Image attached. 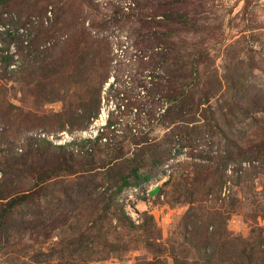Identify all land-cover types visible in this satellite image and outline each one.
Listing matches in <instances>:
<instances>
[{
  "label": "rangeland",
  "instance_id": "rangeland-1",
  "mask_svg": "<svg viewBox=\"0 0 264 264\" xmlns=\"http://www.w3.org/2000/svg\"><path fill=\"white\" fill-rule=\"evenodd\" d=\"M163 1L168 2L10 0L8 7H1L8 8L14 19L36 14L24 37L0 42V59L2 54L11 57L6 73L0 65L1 156L20 155L31 138L64 146L104 134L105 158L120 151L122 158L107 168L93 165L68 178V194L75 196L81 186L92 191V201L85 205L91 209L96 206L92 187L99 185L110 195L132 166L152 174L147 182L118 195L109 222L101 223L109 234L107 240L119 250L85 258L87 264H174L173 249L190 264H204L191 234L193 221L200 227L212 224L210 230L222 236L220 248L225 254L231 252L229 240L234 239L250 244L246 249L254 247L264 264V0L188 1L197 12L198 30L185 41L179 38L176 48L186 42L188 50L194 46L209 52L198 71L193 98L176 108L165 103L163 81L149 95L139 87L149 76L145 66L162 52L150 46L152 38L128 17L129 8H137L138 2L152 12V4ZM8 29L0 26L2 32ZM87 34L103 42L104 61L109 65L107 79L93 89L87 77L92 75L96 83L104 69L92 67L89 59L83 61L89 56ZM78 61L82 62L79 68ZM94 96L98 110L88 129L71 130L69 106L86 104ZM167 109L185 120L164 121L161 115ZM109 120L114 126L108 130ZM141 129L139 136L145 141L137 144L134 136ZM174 143L179 153L170 150ZM44 156L45 166L57 164L55 153ZM13 174L8 178L13 180L11 189L28 190L32 183L19 185ZM3 179L0 170V183ZM53 181L57 179L40 185L42 195H48L46 201L35 208L21 206L20 213L9 220L11 236L5 241L9 246L0 250V264H37V251L62 249L65 236L60 229L48 228V218L59 208L71 211L73 206L68 199L62 198L65 205L53 199L61 190L46 187ZM85 191L79 193L80 200L88 199ZM121 216L127 223L121 224ZM91 247L102 249L99 242ZM227 258L217 264H232ZM59 263L54 258L43 264Z\"/></svg>",
  "mask_w": 264,
  "mask_h": 264
},
{
  "label": "trees",
  "instance_id": "trees-1",
  "mask_svg": "<svg viewBox=\"0 0 264 264\" xmlns=\"http://www.w3.org/2000/svg\"><path fill=\"white\" fill-rule=\"evenodd\" d=\"M9 1L0 0V26L9 27L8 30L0 31V42L4 43L24 37L26 35L25 32L34 25L33 17L36 15L34 12H29L24 17L20 16L14 19L11 11L6 12L8 8H1L3 6L8 7ZM188 1L186 3H179L177 0L158 2L152 4V12H146L150 11L149 8H140V2L137 3V8H129L128 17L135 19L140 28L146 32V35L152 38L153 44H150V46L162 52L159 59L148 62L149 64L145 66L144 71H150L149 76L142 80L143 82H141L139 87L143 88V93L147 92L148 94H146L149 95L153 88L159 86V81H163L166 86L164 88V99L165 103L170 106L169 108H176V105L193 98L191 96L192 90L199 85L198 71L203 64L204 56L209 52L208 48L198 49L194 46H191L188 50L187 46H185L186 42H183V48L182 46L178 49L176 48L178 43L182 41H177L179 38L183 39L184 37L185 41L190 34H195L198 30L197 12L193 4L188 3ZM121 10L123 11L122 8ZM7 13L9 15L5 17ZM158 17H161V19H158ZM10 30H13V34L8 33ZM21 31L23 32L21 33ZM86 44L89 48V56L83 61L86 62L89 59L92 67L104 69L96 78V80H99L96 83L92 81V75L87 77V85H90L91 89H93L101 81L103 83L107 79L109 65L104 61L106 51L103 50L104 44L102 41L96 40V38L87 34ZM9 64H11V57L2 54L0 65L3 74L6 73V68H8ZM81 65L82 62L78 61L77 67L79 68ZM161 74H163L162 80H160ZM148 78H150L149 81H147ZM150 85L152 86L149 87ZM96 99V96H94L86 104L76 106L71 104L69 106L67 117H72L71 130L81 131L88 129L98 110ZM170 111V109H167L165 114L161 115L164 121L175 123L185 120H182L183 116L181 114L170 113ZM113 126L109 120L107 129L109 130ZM137 126L142 127L143 125L137 123ZM142 128L145 129V127ZM142 133L143 130L141 129L137 132L138 135L134 136L137 144L145 141L143 136H139ZM104 138V134H101L95 139L73 142L64 146H53L46 140L31 138L23 145L20 155L9 154L7 157H2L0 153V170L5 178L0 183V202L2 201L0 203V250L4 251L9 246V244L5 243L11 236L9 220L11 221L13 217L20 213L21 206L24 205L25 208L31 205L32 208H35L39 202L46 201L48 195H42V189L44 188H41L40 185L53 179H57V181H53V184L46 185V187L57 186V188L61 189L58 191V195H53V199H59L58 202L61 205L66 203V201H62V198L68 199V204L72 205L73 208L71 211L64 207L59 208L48 218L50 223L48 228L50 227V230L60 229L65 238L64 240L62 238L61 250L54 249L48 253L42 250L37 251V264L48 263L54 258L58 259L59 264H70L69 260L71 259L77 262L72 264H87V260H84L85 258L90 260L98 256H107L119 250L115 243H110L107 240L109 234L104 230V225L101 223L102 221L109 222V215L118 195L128 187L139 186L147 182L152 174L141 172L142 167L132 166L130 173L121 177L116 191L110 195H108L107 190H101L99 185L92 187L96 189V198L94 200L96 206H93L92 209L85 206L88 201V203L92 201V198H90L93 195L92 191L88 193L81 186L76 189L75 196H73V193L68 194V190L71 187L69 177L87 172L86 169L93 165H101L100 168H107L112 161L122 158L121 155L123 153L121 151L116 154H112V152L110 156L107 152L109 159L105 158L107 156L105 151L108 145L102 142ZM170 150L179 153L176 143H174V146L172 145ZM49 152L57 155V164L55 166L48 167L42 164L45 158L44 155ZM12 173L17 175L20 181L19 185L32 183L29 189L21 191L20 189L22 188L20 186L11 189L13 180H8V178ZM13 190H18L19 192L14 193ZM84 191V195L88 196V199H85L86 201L80 200L82 196L79 193ZM159 191L157 189L154 193L158 194ZM26 192L29 194L25 195ZM121 213L123 214L122 210ZM55 220L59 221V223L54 222ZM120 222L121 224L127 223L124 216H121ZM191 223H193L191 234L195 238L194 242L200 246L204 264L222 263L227 257L232 264H261L260 259L257 257L259 252L254 247L246 249L250 244L247 245L245 242L239 243L234 239H230L231 252L225 254L224 250L220 248L219 238H222V236L217 230H210L212 224L202 223V227H200L197 221ZM130 228L135 229L132 224H130ZM101 238L104 239V242ZM98 242L102 249L99 251L91 249V245ZM4 245L8 246L4 247ZM173 254L174 264H190L187 259L179 256L174 249ZM139 264L165 263L156 261L140 262Z\"/></svg>",
  "mask_w": 264,
  "mask_h": 264
}]
</instances>
